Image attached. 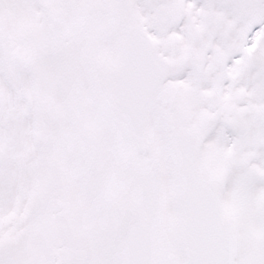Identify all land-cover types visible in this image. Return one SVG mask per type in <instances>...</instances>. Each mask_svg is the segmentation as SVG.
<instances>
[{"label":"snow or ice","instance_id":"snow-or-ice-1","mask_svg":"<svg viewBox=\"0 0 264 264\" xmlns=\"http://www.w3.org/2000/svg\"><path fill=\"white\" fill-rule=\"evenodd\" d=\"M0 264H264V0H0Z\"/></svg>","mask_w":264,"mask_h":264}]
</instances>
